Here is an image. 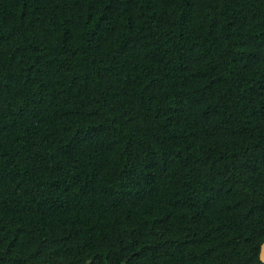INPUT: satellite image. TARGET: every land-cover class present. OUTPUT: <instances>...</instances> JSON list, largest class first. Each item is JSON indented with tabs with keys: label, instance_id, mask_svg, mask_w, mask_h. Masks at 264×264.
I'll use <instances>...</instances> for the list:
<instances>
[{
	"label": "trees",
	"instance_id": "1",
	"mask_svg": "<svg viewBox=\"0 0 264 264\" xmlns=\"http://www.w3.org/2000/svg\"><path fill=\"white\" fill-rule=\"evenodd\" d=\"M264 0H0V264H264Z\"/></svg>",
	"mask_w": 264,
	"mask_h": 264
},
{
	"label": "water",
	"instance_id": "2",
	"mask_svg": "<svg viewBox=\"0 0 264 264\" xmlns=\"http://www.w3.org/2000/svg\"><path fill=\"white\" fill-rule=\"evenodd\" d=\"M260 260L262 263H264V243L261 247V252H260Z\"/></svg>",
	"mask_w": 264,
	"mask_h": 264
}]
</instances>
